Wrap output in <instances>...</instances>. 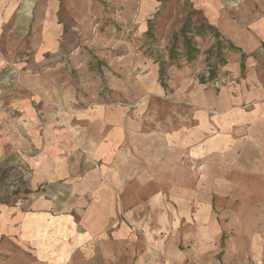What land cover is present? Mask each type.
<instances>
[{
	"label": "crops",
	"instance_id": "obj_1",
	"mask_svg": "<svg viewBox=\"0 0 264 264\" xmlns=\"http://www.w3.org/2000/svg\"><path fill=\"white\" fill-rule=\"evenodd\" d=\"M25 1L0 0V52L11 59L16 56L11 48L14 28L22 18L16 16ZM40 2L36 7L43 38L36 50L41 53L53 48L59 33L55 1ZM232 2L224 8L218 0H209L202 7L209 29L234 49L217 72L227 85L213 90L193 80L194 70L175 69L167 88L176 105L167 116L129 113L123 104L106 100L85 111L66 101L58 129L52 130L53 119H39L32 105L0 79V170L13 171V177L16 169L29 170L23 190L35 193L25 201L23 212L0 202V232L13 233L18 227L21 241L31 243V222L39 218L40 228H45L52 219L65 228L63 239L74 235L76 243H96L103 253V235H123L120 241L131 249L138 244L132 226L144 233L152 226L161 237L157 249L172 264L206 258L208 235L220 230L213 197L228 194L234 175L254 180L252 188L261 181L264 185V1L255 2L254 14L248 7V18L240 22L224 12L244 5ZM1 68L0 61V73ZM155 74L153 69L148 90L159 98L166 84L156 83ZM49 86L61 90L57 99L64 97V87ZM11 109L19 112L13 123L5 121ZM63 121L69 123L68 130L60 128ZM241 128L246 129L244 135L239 134ZM240 152L254 157L247 162L224 160ZM191 163L199 165V174H192ZM140 211L150 213L152 224L137 218ZM119 213H124L125 222L113 227ZM178 234L187 246L183 251ZM143 260L135 257L136 264Z\"/></svg>",
	"mask_w": 264,
	"mask_h": 264
},
{
	"label": "rangeland",
	"instance_id": "obj_2",
	"mask_svg": "<svg viewBox=\"0 0 264 264\" xmlns=\"http://www.w3.org/2000/svg\"><path fill=\"white\" fill-rule=\"evenodd\" d=\"M39 1L42 2L26 0L22 10L18 9L16 19L22 18L17 20L11 42L16 56L11 59L6 52H0V79L32 105L39 119H53L56 125L52 130L58 129L57 123L66 112V101L85 111L106 100L123 104L129 113L136 111L143 116L173 114L176 104L169 99L171 90L167 83L175 69L194 70L193 80L213 90L227 85L228 80L218 77L217 72L234 49L214 28L209 29L202 8L209 0H53L57 5L53 16L59 34L53 48L41 53L36 50L43 38L40 11L36 7ZM218 1L225 8L233 0ZM238 1L244 4L242 9H224L232 19L246 20L248 7L253 14L257 12L254 4L258 0H235L232 5ZM234 12L237 15L232 17ZM183 28L185 34L181 33ZM188 44L192 47L191 61L187 60ZM160 67L164 70L162 81ZM153 69L156 83L161 86L160 82H164L167 88L159 98L148 90ZM38 84L44 87L39 90ZM49 85L64 87V97L57 99L55 94L61 90L50 89ZM18 116V110L11 109L5 121L13 123ZM68 126L63 121L60 128L68 130ZM245 133L246 129L241 128L239 134ZM62 144L65 148L66 141ZM252 157L254 154L240 152L238 156L225 155L224 160L247 162ZM190 168L192 174H199V165L191 163ZM28 171L16 169L13 177V171L0 170V202L23 212L25 201L35 194L23 190ZM253 181L245 175H234L228 194L213 197L220 230L209 233L206 258L184 260V264H264V185L261 181L252 188L249 185ZM137 215L152 224L150 213L140 211ZM39 220L31 222L29 232L36 248L21 241L18 227L14 234L7 230L0 232V264H136L137 255L144 257L143 264H172L157 249L161 237L152 226L145 233L132 226L138 244H132L131 249L128 242L120 241L123 235H103L102 253L96 243H76L74 235L63 239L65 228L59 222L50 219L45 228H40ZM124 222V213H119L113 227ZM50 227L52 230L48 232ZM175 238L183 251L187 246L181 241V234ZM190 243L191 239L188 248Z\"/></svg>",
	"mask_w": 264,
	"mask_h": 264
},
{
	"label": "trees",
	"instance_id": "obj_3",
	"mask_svg": "<svg viewBox=\"0 0 264 264\" xmlns=\"http://www.w3.org/2000/svg\"><path fill=\"white\" fill-rule=\"evenodd\" d=\"M185 32L186 31L183 28L181 30V33H184L185 34ZM192 58H193L192 57V47L190 46V44H188V48H187V60L190 61V60H192ZM163 77H164V70H163V68H161V69H159V78H160L161 81H162ZM161 83H162L163 86H165V84L163 82H161Z\"/></svg>",
	"mask_w": 264,
	"mask_h": 264
}]
</instances>
